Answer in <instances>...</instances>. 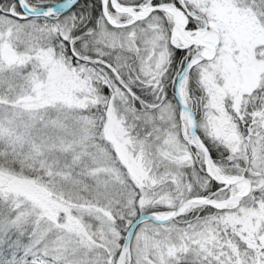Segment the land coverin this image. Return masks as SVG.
<instances>
[{"label": "snow or ice", "instance_id": "obj_1", "mask_svg": "<svg viewBox=\"0 0 264 264\" xmlns=\"http://www.w3.org/2000/svg\"><path fill=\"white\" fill-rule=\"evenodd\" d=\"M0 264H264V0H0Z\"/></svg>", "mask_w": 264, "mask_h": 264}]
</instances>
